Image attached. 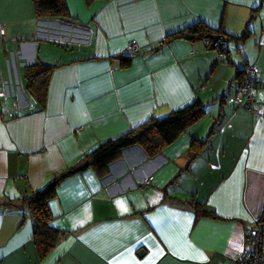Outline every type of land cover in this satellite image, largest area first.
Instances as JSON below:
<instances>
[{
	"label": "crops",
	"instance_id": "0c3cea01",
	"mask_svg": "<svg viewBox=\"0 0 264 264\" xmlns=\"http://www.w3.org/2000/svg\"><path fill=\"white\" fill-rule=\"evenodd\" d=\"M65 3L66 15L53 18L38 17L33 0H0V89L10 52L18 50L14 59L23 63V96H0V264H236L250 222L263 229L264 254V0ZM252 15L248 37L237 40ZM199 21L235 36L223 53L207 46V36L154 49ZM74 28L88 38L61 52L50 47ZM131 38L138 50L122 66ZM36 61L57 65L41 109L23 90L24 65ZM252 63L260 68L257 111L234 106L237 73ZM196 98L204 116L154 157L135 144L104 177L90 169L58 183L48 209L61 233L40 256L24 198L103 140ZM221 113L189 162L192 140L205 139ZM192 199L226 219L197 216Z\"/></svg>",
	"mask_w": 264,
	"mask_h": 264
},
{
	"label": "trees",
	"instance_id": "16d2710c",
	"mask_svg": "<svg viewBox=\"0 0 264 264\" xmlns=\"http://www.w3.org/2000/svg\"><path fill=\"white\" fill-rule=\"evenodd\" d=\"M84 1L85 4L89 6L93 1L96 0ZM33 3L38 17L45 15L51 16L53 18L61 17L65 16L67 12L65 0H33ZM254 10L256 9H253L252 12H254ZM252 19L253 15L247 22L242 35L237 37V40L239 38L241 41L248 37V23H250ZM218 33L219 30H215L204 22L199 21L189 26L186 32L179 31L166 35L159 45L154 49H159L164 44H168L176 38L187 37L191 41H194L206 36L211 38L210 36L217 35ZM224 35L225 36L222 34L217 35L220 36V39L224 38L225 40V42L219 43L217 47L221 53H223L227 43L233 39L232 37H235L232 35ZM131 39L136 40L135 38ZM237 40L235 39V42H237ZM67 43L73 44V42ZM207 43L211 48H215L217 44L213 43V40H209ZM137 50L131 53L125 49V54L120 55V64L122 66H126L131 61L132 56L137 52ZM55 67H57V65L49 64L45 61H36L32 64L24 65L22 71L24 78L23 90L25 91V94L38 105L39 109L43 108L45 105L48 93L49 77ZM242 72L237 73V77H240V79L234 92V102L236 91L241 82ZM34 110H22V113L18 112L17 114L11 113L10 117L14 118L16 116H23L32 113ZM204 114L205 103L201 99L196 98L192 102L182 107L173 109L163 117H149L145 122L139 124L138 126L120 133L117 136L103 140L97 146L81 156L77 162L58 172L44 186L37 188L28 196H26L24 198V203L29 211L30 217L33 220V240L38 249L39 255H45V253H47L53 247L55 240L61 233L59 229L54 228L51 225V213L48 209V202L54 195L56 187L60 181L90 169L94 170L99 176L104 177L108 172L109 165L120 155L121 150L135 144L141 145L145 150L147 157L150 159L154 157L165 144L172 142L182 131L186 130L187 127L201 119ZM221 115L222 113L218 116V118H216L205 139L198 140L199 143L197 142V139L192 140V150L190 153L189 162L200 154L201 150L199 151V149L202 143L206 144L208 139L210 140L212 134L214 133L216 122L218 124ZM189 162L184 169L188 168ZM187 202L191 203V206L194 208L197 216H207L217 220L226 219L219 215L215 210L210 209L206 204H204V202H199L196 199H192L191 201L188 200ZM260 219H264V211ZM260 226L257 224V222L245 223L243 225L244 238L248 229L256 228L257 230H255L258 231L260 235L262 234V242L263 229ZM258 255L261 256V261L264 262V254L262 252L261 245L258 249Z\"/></svg>",
	"mask_w": 264,
	"mask_h": 264
},
{
	"label": "built area",
	"instance_id": "2783aa9c",
	"mask_svg": "<svg viewBox=\"0 0 264 264\" xmlns=\"http://www.w3.org/2000/svg\"><path fill=\"white\" fill-rule=\"evenodd\" d=\"M72 28V26H70ZM74 35L71 36L70 39H67L69 41H75V42H83L84 39L88 38V33L81 28H74L73 31ZM225 42L224 38H218L217 40H213V43H217L215 48L217 49L218 44ZM24 43V42H22ZM208 46V44H207ZM209 47V46H208ZM138 48V44L136 40L131 39L126 44V50L128 52H135ZM11 59L7 61V70H8V78L1 80L2 88L0 89V96L7 97L9 95H15L17 98H20L23 96V92L21 89V80L18 74V66L19 64L23 65L22 62H18L16 59H14V56H16L19 59V51L14 50L13 52H10ZM11 71H13V77L11 76ZM242 78L240 85L236 91L235 94V103L241 104L245 109L251 110V111H257L256 110V87L258 85V74L260 73V68L256 66L254 63L248 64L247 66H244L242 70ZM29 106V103L21 104L20 107H27ZM22 108V109H23ZM259 114L261 116H264V109L259 110ZM11 115V112L9 113V116ZM151 176L144 179V184L146 185L150 180ZM254 229H248L246 231V235L244 238L245 247L243 248L241 252V256L239 257V260L236 264H264L263 261H261V256L258 255V249L261 245V235L258 231ZM235 263V262H234Z\"/></svg>",
	"mask_w": 264,
	"mask_h": 264
},
{
	"label": "rangeland",
	"instance_id": "374dc122",
	"mask_svg": "<svg viewBox=\"0 0 264 264\" xmlns=\"http://www.w3.org/2000/svg\"><path fill=\"white\" fill-rule=\"evenodd\" d=\"M44 32V31H43ZM51 33V32H50ZM53 34L55 32H52ZM49 34V32H48ZM67 42H72V41H69V40H66ZM58 42L62 43V45H55V44H52L50 45L51 48H54V50H57L58 52H61L62 50H65V49H70L72 46H74L72 43H69L68 45H65V40L64 39H60ZM73 43H76V45L78 44L77 42H73ZM43 48H45V46H42ZM40 48V47H39ZM234 106H237V104L234 102ZM238 106L240 107H243L241 104H238ZM244 108V107H243ZM245 109V108H244ZM169 113V112H168ZM167 113V114H168ZM74 164V163H73ZM72 165V164H71ZM70 166V165H69Z\"/></svg>",
	"mask_w": 264,
	"mask_h": 264
},
{
	"label": "water",
	"instance_id": "95a60500",
	"mask_svg": "<svg viewBox=\"0 0 264 264\" xmlns=\"http://www.w3.org/2000/svg\"><path fill=\"white\" fill-rule=\"evenodd\" d=\"M212 38V40H217L220 36H217V35H212L210 36ZM143 253L142 250H140L139 254Z\"/></svg>",
	"mask_w": 264,
	"mask_h": 264
}]
</instances>
